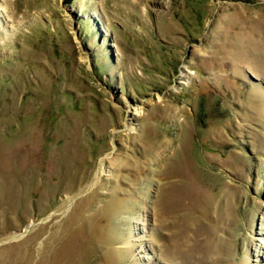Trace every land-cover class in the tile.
Masks as SVG:
<instances>
[{"label":"rangeland","instance_id":"rangeland-1","mask_svg":"<svg viewBox=\"0 0 264 264\" xmlns=\"http://www.w3.org/2000/svg\"><path fill=\"white\" fill-rule=\"evenodd\" d=\"M257 239L264 0H0V264H245Z\"/></svg>","mask_w":264,"mask_h":264},{"label":"bare ground","instance_id":"bare-ground-1","mask_svg":"<svg viewBox=\"0 0 264 264\" xmlns=\"http://www.w3.org/2000/svg\"><path fill=\"white\" fill-rule=\"evenodd\" d=\"M136 112V111H135ZM103 161H104V159H101V161H100V164H99V166H100V168H101V166H102V164H103ZM99 168V169H100ZM98 176V173H96V175H95V177H93V179H92V181H88L84 186L85 187H90V186H93V184L95 183V178ZM83 186V187H84ZM84 187V188H85ZM83 189V188H82ZM261 232H259V234H260ZM262 234V233H261ZM257 241H259V245H258V243H257V245L256 244H254V247H253V251H251V253H249V255H248V257H244L243 258V260H242V262L243 263H245V264H249V262H250V256L253 258V260L252 261H254L255 263L254 264H264V263H262V261H264V257H263V254H264V252H262V249H264V241H261L260 239H257ZM253 244V243H252ZM245 259V260H244Z\"/></svg>","mask_w":264,"mask_h":264}]
</instances>
